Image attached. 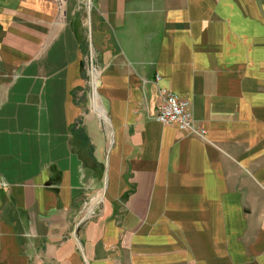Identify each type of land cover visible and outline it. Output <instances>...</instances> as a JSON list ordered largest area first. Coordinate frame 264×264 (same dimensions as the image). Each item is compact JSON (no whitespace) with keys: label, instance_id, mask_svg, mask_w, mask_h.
<instances>
[{"label":"crops","instance_id":"1","mask_svg":"<svg viewBox=\"0 0 264 264\" xmlns=\"http://www.w3.org/2000/svg\"><path fill=\"white\" fill-rule=\"evenodd\" d=\"M0 264H264V0H0Z\"/></svg>","mask_w":264,"mask_h":264},{"label":"built area","instance_id":"2","mask_svg":"<svg viewBox=\"0 0 264 264\" xmlns=\"http://www.w3.org/2000/svg\"><path fill=\"white\" fill-rule=\"evenodd\" d=\"M161 77L155 74L154 82L159 85ZM162 100L155 108L152 119L162 125H172L182 133L202 139L205 136L204 129L194 120L191 104L187 99L178 97L164 88H159ZM90 215L91 213H89ZM86 215L85 217H87Z\"/></svg>","mask_w":264,"mask_h":264},{"label":"rangeland","instance_id":"3","mask_svg":"<svg viewBox=\"0 0 264 264\" xmlns=\"http://www.w3.org/2000/svg\"><path fill=\"white\" fill-rule=\"evenodd\" d=\"M90 72H92L93 73V70H90V68H89V65H88V71H86V74H85V76H83V78L85 79L84 81L87 83V85H88V87H87V91L85 90V94H84V97H85V95H89L88 96V100H90V98H92V96L90 97V95L92 94V91H93V89H91V80H90V76H91V73ZM91 83V84H90ZM90 84V85H89ZM83 97V98H84ZM82 98V99H83ZM84 100V99H83ZM82 100V101H83ZM89 202H87L86 204H84V206H83V211H81V213H82V216H81V218H80V220L82 221V219L86 216V215H88L87 213H88V210H89ZM95 210H96V208H95ZM91 214H93V213H91ZM79 220V221H80Z\"/></svg>","mask_w":264,"mask_h":264},{"label":"bare ground","instance_id":"4","mask_svg":"<svg viewBox=\"0 0 264 264\" xmlns=\"http://www.w3.org/2000/svg\"><path fill=\"white\" fill-rule=\"evenodd\" d=\"M94 76V75H93Z\"/></svg>","mask_w":264,"mask_h":264}]
</instances>
